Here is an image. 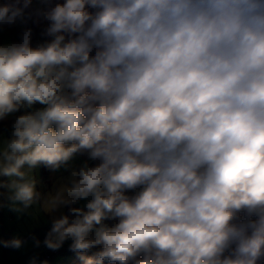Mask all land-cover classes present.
I'll return each instance as SVG.
<instances>
[{"label":"clouds","instance_id":"clouds-1","mask_svg":"<svg viewBox=\"0 0 264 264\" xmlns=\"http://www.w3.org/2000/svg\"><path fill=\"white\" fill-rule=\"evenodd\" d=\"M42 3L50 39L0 44V207L81 264H264V0Z\"/></svg>","mask_w":264,"mask_h":264},{"label":"rangeland","instance_id":"rangeland-1","mask_svg":"<svg viewBox=\"0 0 264 264\" xmlns=\"http://www.w3.org/2000/svg\"><path fill=\"white\" fill-rule=\"evenodd\" d=\"M8 2V0H0V5ZM55 2H63V0H53ZM42 0H32V5L26 10L25 18L23 20H17V22L10 26H3L0 28V44L13 42V37L16 35L18 40L20 34L25 28H28V24H32L35 29H45L47 27V21L38 19L34 13L37 9L44 7ZM36 39V36L33 38ZM48 39H50L48 37ZM16 116L22 114V112L15 113ZM10 116L6 121L10 122L14 116ZM5 136L7 133L2 132ZM86 159V156H78L74 163L80 164ZM42 167L37 170L38 177L41 180V190H50L54 183L59 180L61 176L67 175V172L60 170L56 173H52L48 170V174L44 175ZM46 177V178H45ZM51 222L50 217L45 214L38 206H34L25 214H17L10 211L7 207H0V239H11L15 236H19L24 240V244L19 249L6 248L0 245V259H23L25 256L36 249L34 240L41 237L45 233L46 227ZM71 242L66 241L63 246L69 245ZM77 258L73 253H59L53 256L50 264H68L71 260ZM75 264H81L76 262Z\"/></svg>","mask_w":264,"mask_h":264},{"label":"built area","instance_id":"built-area-1","mask_svg":"<svg viewBox=\"0 0 264 264\" xmlns=\"http://www.w3.org/2000/svg\"><path fill=\"white\" fill-rule=\"evenodd\" d=\"M46 235L47 234H43L41 237L34 240V242L36 240L41 241V244L39 247H36L33 255L25 257L23 259L18 258V259H13V260L12 259L5 260L0 264H29V261L33 256H38L40 261H46L47 264H50L53 256L58 255L59 253H64V252L74 253V252L69 250V245L62 246L58 250H50V249L46 248L43 245V240L45 239Z\"/></svg>","mask_w":264,"mask_h":264},{"label":"trees","instance_id":"trees-1","mask_svg":"<svg viewBox=\"0 0 264 264\" xmlns=\"http://www.w3.org/2000/svg\"><path fill=\"white\" fill-rule=\"evenodd\" d=\"M28 28H31V29H32V31H33V38H34V36H36V39H35V40L33 39V42H34V43L43 42V41H45V40L48 39V37L42 35V33H43V31H44L43 29H35V27H34L32 24H30V22H29V24H28ZM18 41H19V40H18L17 36L15 35V36L13 37V42H18ZM16 115H17V114H15L14 118H13L10 122H0V133H2V132L5 131V132L7 133V135L9 134L11 124H12V122L14 121ZM42 169H43L42 172L44 173V175L48 174V169L43 168V167H42ZM45 178H46V177H45ZM66 211H67V209H65V212H66ZM50 228H51V222H50L49 225L46 227L45 233H43V234H47V232L50 230ZM34 252H35V250L32 251L31 253L27 254L25 257H28V256L33 255ZM64 253H68V252H64ZM73 254H75V253H73ZM75 255H76V254H75ZM5 260H10V259H5ZM5 260H4V261H5ZM12 260H13V259H12ZM77 261L80 262V261L78 260V258H74V259L71 260L68 264H75ZM2 262H3V261H2ZM2 262H0V263H2Z\"/></svg>","mask_w":264,"mask_h":264},{"label":"crops","instance_id":"crops-1","mask_svg":"<svg viewBox=\"0 0 264 264\" xmlns=\"http://www.w3.org/2000/svg\"><path fill=\"white\" fill-rule=\"evenodd\" d=\"M4 255H5V258L0 259V262L4 261L6 259V253H4Z\"/></svg>","mask_w":264,"mask_h":264}]
</instances>
